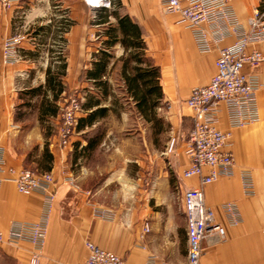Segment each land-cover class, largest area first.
Here are the masks:
<instances>
[{
  "label": "crops",
  "instance_id": "0c3cea01",
  "mask_svg": "<svg viewBox=\"0 0 264 264\" xmlns=\"http://www.w3.org/2000/svg\"><path fill=\"white\" fill-rule=\"evenodd\" d=\"M158 2L117 0L118 5L114 8L119 15H127L131 23L138 25L140 38L144 41L142 52L159 68L162 97L155 110L165 123L170 124L171 136L176 139L174 157L168 168L175 179L170 184L183 196L186 188L198 185L196 178L181 177L188 165L186 136L192 127L193 115L185 100L192 88L210 82L216 72L217 47L231 44L234 39L227 38L209 53H201L179 17L164 13ZM232 6L239 20L247 26V19L253 12L264 9V0H232ZM22 8L21 1L16 0L0 14V144L4 147L8 167L27 168L34 158L32 163L36 170L33 171L48 172L53 177L55 197L40 264H79L87 255L86 241L116 253L123 258L124 264H145L151 256L154 257L151 264H185L186 218L182 227L171 216L162 220L159 212L151 208L148 197L154 196L156 179L150 177L144 186L142 177L127 169L129 159L120 161L118 166L102 165L97 153L102 148L104 132L95 148L82 150L88 137L101 134L102 131L90 135L89 130L115 113L112 108L120 96L134 104L120 78L119 58L124 54L120 43L109 48L112 57L103 77L109 94L101 99V104L110 105L108 114L97 118L92 127L76 131L66 148H61L57 142L58 131L51 135L44 131L43 124L59 115L62 95L70 89L77 87L81 91V100L87 95H93L94 101L100 97L98 85L86 78V71L92 69L94 61L100 57L101 42L107 37L102 31L108 22L115 23V17L109 16L104 24L96 23V18L87 19L89 30L94 27L95 38L100 39L99 45L89 49L85 24H80L76 18L66 24L49 18L30 29L28 22L35 11L42 16L47 13L46 8L36 9L30 5L28 9ZM20 14H25L27 20L20 19ZM25 24L30 29L28 33ZM11 34L23 36L19 46L20 60L4 65L2 40ZM254 48L264 54V41L248 45L246 50ZM243 71L256 75L261 83L256 91L259 118L256 123L230 128L227 110L221 105L219 123L222 130L231 132L230 150L236 166L252 170L255 194L242 193L237 175L220 177L203 187L206 208L211 215L209 223L223 225L225 238L215 242L209 237L204 239L199 264H264V61L254 66L247 64ZM48 77H54L60 92L49 88ZM48 103L57 107L56 114L42 111ZM19 108L30 110L34 113L33 118L17 117L14 112ZM80 112V116L85 114L83 110ZM137 113L144 117L140 111ZM48 155L52 157L50 160ZM139 165L151 167L147 162ZM149 170V173L153 172V169ZM162 173L164 179L169 180L168 171ZM68 177L71 181L66 180ZM112 184L121 185L118 192L112 194L117 197L112 198L126 202L107 207V194ZM229 201L235 202L241 212L242 222L237 225H227L220 208L222 203ZM42 207L41 193L21 194L13 182L0 183V231L8 233L11 221L38 220ZM98 207L110 210L114 217L96 216L94 209ZM145 222L150 231L139 242L138 236ZM30 251L31 245L27 242L1 243L0 260L9 264H30Z\"/></svg>",
  "mask_w": 264,
  "mask_h": 264
},
{
  "label": "built area",
  "instance_id": "2783aa9c",
  "mask_svg": "<svg viewBox=\"0 0 264 264\" xmlns=\"http://www.w3.org/2000/svg\"><path fill=\"white\" fill-rule=\"evenodd\" d=\"M16 0H0V14L13 6ZM89 5L110 7V0H85ZM164 13H173L189 29L195 46L201 53H209L227 38L231 44L218 46L215 60L216 72L206 85L191 89L185 100L192 109V127L186 136L185 152L188 165L181 173L182 178H196L198 185L185 189L183 206L186 216V240L188 241L185 264H199L202 242L206 238L223 241L225 227L218 222L209 223L210 212L206 208L203 187L220 177L237 175L244 195L255 194L252 170L236 166L230 150L231 132L222 130L219 123L221 105L227 110L230 128L256 123L259 118L256 91L261 86L256 75L246 74L245 65L254 66L264 61L259 49L246 50L248 45L264 41V9H256L247 19V26L237 17L232 0H159ZM247 27V28H246ZM23 36L7 35L3 38L2 63L12 64L20 60L19 46ZM169 107V104L166 105ZM57 142L66 148L72 142L75 125L81 111V98L69 97L61 107ZM175 139L171 138L168 151H174ZM0 183L11 181L21 194L41 193L43 207L36 221H11L8 233L0 231L1 243L27 242L31 245L30 264H40V256L47 235V226L54 203L53 177L48 172H35L29 168L6 165L4 147L0 144ZM66 180L71 181L68 177ZM227 225L242 222V216L235 202L220 205ZM94 214L104 219H112L114 213L102 207L94 209ZM138 241L142 242L150 231L148 223H143ZM264 237V228L262 229ZM87 255L79 264H124L116 253L86 241ZM153 256L145 264H151Z\"/></svg>",
  "mask_w": 264,
  "mask_h": 264
},
{
  "label": "rangeland",
  "instance_id": "374dc122",
  "mask_svg": "<svg viewBox=\"0 0 264 264\" xmlns=\"http://www.w3.org/2000/svg\"><path fill=\"white\" fill-rule=\"evenodd\" d=\"M20 1L24 7L22 9H28L29 5L37 7L36 9L46 8L45 11H47V13L42 16L34 10V16H32L33 18L28 22L31 26L30 29L49 18L65 24L71 21L72 18H76L80 24H85V31H82L85 33L86 46L90 49L93 48L94 45L100 44V39L95 38L94 27L89 30L87 19L90 17L92 19L98 18L100 13L98 9L102 8L101 6H98L97 4L92 6L88 5L85 0ZM110 1L114 2L116 0ZM20 15V19L27 20V17H24L25 14ZM25 26L26 32L28 33L30 29L26 24ZM80 93L81 91H79L77 87L75 89H70L62 95L60 107L66 103V100H68L69 97H79ZM120 97L119 102H117V104L115 103L113 106L114 108H112V111H115V113L102 119L95 125L93 130H89L91 131L90 135L101 131L105 133L102 148L97 153V155L100 156L98 158L102 165H105L106 167L111 166V163L114 166H118L120 161L129 159L127 162V169L132 170L134 175L138 174V176H141L144 186L147 185L146 182L150 177H154L156 179L155 193L154 196L148 197L149 205L153 210L159 212L162 220L171 216L180 226L183 227L186 218L183 211V197L181 196V192H179L173 184H170V181L174 179L173 174L171 172L169 173L170 168H168L170 160L174 157V151H168V145L172 138L170 124L163 121L162 117L159 115V111H156L151 120L142 117L137 113L136 108L131 101L126 100L123 96ZM58 113L59 115L57 117L47 120V122L43 124L44 131L47 135H51L58 131L61 121V108H59ZM14 114H17V117H20L21 119H31L34 116V113L30 110H24L23 108L15 110ZM175 146L176 139L174 147ZM32 162L27 165V168L36 170L34 166L35 163ZM140 162H147L148 165L150 164L151 167L149 169H153V172L149 173V166H147V168L146 166H140ZM164 170L168 171L169 180L164 179L162 173ZM137 171H139V173ZM120 188L121 185L112 184L109 193L107 194V198L109 199H107L106 202L108 203L107 207L119 202H126L125 200L112 198L117 197L112 194L117 193ZM0 262L3 264H9L6 260H0Z\"/></svg>",
  "mask_w": 264,
  "mask_h": 264
},
{
  "label": "trees",
  "instance_id": "16d2710c",
  "mask_svg": "<svg viewBox=\"0 0 264 264\" xmlns=\"http://www.w3.org/2000/svg\"><path fill=\"white\" fill-rule=\"evenodd\" d=\"M118 5L117 0L111 2L110 7L99 8V16L96 18V23L104 24L108 21L109 16L115 17V23H107L106 28L102 31L107 37L101 42L100 57L93 63L92 69L86 71V78L98 85L100 97L94 101V96L87 95L84 100H81V110L84 115H79L75 125V132L85 130L92 127L97 118L105 117L110 109L109 106L101 104V99L109 94L106 79V66L112 53L109 48L116 43L123 46V56L119 58L120 78L125 83V91L134 101V106L137 111H140L144 118L151 120L156 113L155 108L159 106L161 95V86L159 79V68L149 62L142 52L144 41L140 38V30L137 24L131 23L127 15H119L116 11ZM54 77H48L46 84L52 90L60 92V88H56L53 81ZM53 99L57 96L54 93ZM44 101V100H43ZM46 101V100H45ZM94 102V103H93ZM46 103V102H45ZM46 104L43 112L56 114L57 107L53 104ZM94 105V107H92ZM101 134L97 133L94 136L87 138V143L82 147V150H91L99 143ZM48 160L52 157L48 155Z\"/></svg>",
  "mask_w": 264,
  "mask_h": 264
},
{
  "label": "bare ground",
  "instance_id": "6f19581e",
  "mask_svg": "<svg viewBox=\"0 0 264 264\" xmlns=\"http://www.w3.org/2000/svg\"><path fill=\"white\" fill-rule=\"evenodd\" d=\"M95 4H96V3H92V4H89V5H91V6H92V5H95Z\"/></svg>",
  "mask_w": 264,
  "mask_h": 264
}]
</instances>
